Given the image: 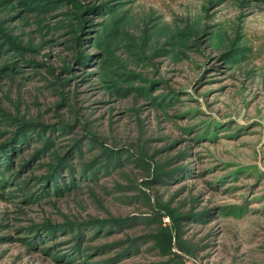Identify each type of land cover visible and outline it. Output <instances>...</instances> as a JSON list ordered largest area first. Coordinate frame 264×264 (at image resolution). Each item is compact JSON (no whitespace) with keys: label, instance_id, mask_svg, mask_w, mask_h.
I'll list each match as a JSON object with an SVG mask.
<instances>
[{"label":"rangeland","instance_id":"374dc122","mask_svg":"<svg viewBox=\"0 0 264 264\" xmlns=\"http://www.w3.org/2000/svg\"><path fill=\"white\" fill-rule=\"evenodd\" d=\"M174 255L264 264V0H0V264Z\"/></svg>","mask_w":264,"mask_h":264},{"label":"trees","instance_id":"16d2710c","mask_svg":"<svg viewBox=\"0 0 264 264\" xmlns=\"http://www.w3.org/2000/svg\"><path fill=\"white\" fill-rule=\"evenodd\" d=\"M152 217V216H151ZM160 222V220H159ZM181 232L178 233V242H177V245L184 249L185 251L187 252H191V246L190 244L187 242V240H183V238H181ZM178 259H182L181 256H172L170 259L160 263V264H180V261Z\"/></svg>","mask_w":264,"mask_h":264}]
</instances>
